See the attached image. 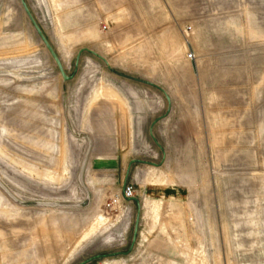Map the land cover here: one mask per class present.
Returning a JSON list of instances; mask_svg holds the SVG:
<instances>
[{
    "label": "rangeland",
    "instance_id": "374dc122",
    "mask_svg": "<svg viewBox=\"0 0 264 264\" xmlns=\"http://www.w3.org/2000/svg\"><path fill=\"white\" fill-rule=\"evenodd\" d=\"M24 1L71 78L0 0V264H264V0Z\"/></svg>",
    "mask_w": 264,
    "mask_h": 264
},
{
    "label": "water",
    "instance_id": "95a60500",
    "mask_svg": "<svg viewBox=\"0 0 264 264\" xmlns=\"http://www.w3.org/2000/svg\"><path fill=\"white\" fill-rule=\"evenodd\" d=\"M21 4H22V7L29 19V21L31 22L32 26L34 27L37 35L39 36L40 40L43 42L44 46L46 47V49L48 50L49 54L51 55V57L53 58V60L55 61L59 71H60V74L61 76L63 77V79H69L71 78V76H67L65 71H64V68H63V64L61 62V59L59 58V56L57 55V53L55 52L54 48L52 47V45L50 44V42L48 41V39L46 38V36L44 35L43 31L41 30V28L39 27V25L37 24V22L35 21V18L33 17V15L31 14L26 2L24 0H21ZM89 51L91 52L92 54L98 56L99 58L103 59L107 65L109 66L107 60H105V58L99 54H97L95 51L89 49V48H82L79 52H78V56L80 55V53L82 51ZM78 59V58H77ZM135 233V232H134ZM134 241V239H133ZM131 248V247H130ZM123 254V253H127V252H115V253H107V254H99V255H95V256H92L90 258H88L87 260H84L82 262H80L79 264H85L93 259H96V258H101V257H110V256H113V255H117V254Z\"/></svg>",
    "mask_w": 264,
    "mask_h": 264
},
{
    "label": "built area",
    "instance_id": "2783aa9c",
    "mask_svg": "<svg viewBox=\"0 0 264 264\" xmlns=\"http://www.w3.org/2000/svg\"><path fill=\"white\" fill-rule=\"evenodd\" d=\"M123 195L125 197H131L132 196V186H125L123 189Z\"/></svg>",
    "mask_w": 264,
    "mask_h": 264
}]
</instances>
